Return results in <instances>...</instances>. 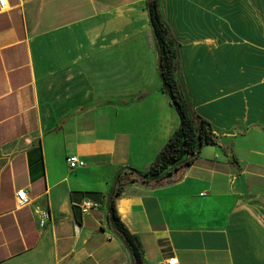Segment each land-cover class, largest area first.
<instances>
[{
    "label": "crops",
    "instance_id": "obj_1",
    "mask_svg": "<svg viewBox=\"0 0 264 264\" xmlns=\"http://www.w3.org/2000/svg\"><path fill=\"white\" fill-rule=\"evenodd\" d=\"M147 2L0 6V264H134L108 198L123 168L146 172L180 127ZM161 12L219 144L162 184H125L117 212L143 264H264V0H161ZM70 156L86 165L71 170ZM35 205L51 213L45 228Z\"/></svg>",
    "mask_w": 264,
    "mask_h": 264
},
{
    "label": "trees",
    "instance_id": "obj_2",
    "mask_svg": "<svg viewBox=\"0 0 264 264\" xmlns=\"http://www.w3.org/2000/svg\"><path fill=\"white\" fill-rule=\"evenodd\" d=\"M147 5L160 51L163 91L170 96L180 116V127L146 172L140 173L131 168H123L118 174L107 218L112 230L131 252L134 264H143L140 243L122 223L116 209L115 198L122 193L125 184L130 182L154 186L164 183L170 176L190 166L199 157L205 145L219 144V133L209 120L194 111L180 80L178 44L162 16L161 0H148ZM124 172L127 174L125 178L122 177Z\"/></svg>",
    "mask_w": 264,
    "mask_h": 264
},
{
    "label": "built area",
    "instance_id": "obj_3",
    "mask_svg": "<svg viewBox=\"0 0 264 264\" xmlns=\"http://www.w3.org/2000/svg\"><path fill=\"white\" fill-rule=\"evenodd\" d=\"M0 6L2 8H6L7 0H0ZM67 164L71 170H75L84 167L86 165V162L81 160L77 156H70L67 158ZM16 203L19 208H25L32 204L26 190L22 189L16 193ZM97 207V204L91 202L90 200H84L81 204V208L84 212H88ZM34 212L38 220L39 227L45 228L52 219L50 211L40 205H35ZM156 264H179V260L178 258L173 257L163 259Z\"/></svg>",
    "mask_w": 264,
    "mask_h": 264
},
{
    "label": "water",
    "instance_id": "obj_4",
    "mask_svg": "<svg viewBox=\"0 0 264 264\" xmlns=\"http://www.w3.org/2000/svg\"><path fill=\"white\" fill-rule=\"evenodd\" d=\"M117 180H118V175H117V177H116V179H115V183H114V186H113V190H112V192H111V194H110V196H109V198H108L107 209H108L109 203H110V201H111V199H112V197H113V195H114L115 188H116V185H117Z\"/></svg>",
    "mask_w": 264,
    "mask_h": 264
}]
</instances>
